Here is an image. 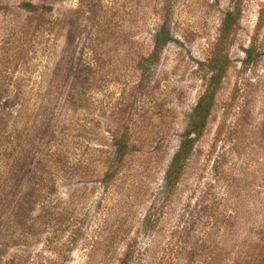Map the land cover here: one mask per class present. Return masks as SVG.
I'll use <instances>...</instances> for the list:
<instances>
[{
	"label": "rangeland",
	"instance_id": "1",
	"mask_svg": "<svg viewBox=\"0 0 264 264\" xmlns=\"http://www.w3.org/2000/svg\"><path fill=\"white\" fill-rule=\"evenodd\" d=\"M27 3L50 6L49 21L35 26ZM78 7L0 0V90L16 94L0 140L11 131L19 161L27 153L23 184L45 185L30 215L1 198L13 225L0 264H116L129 243L135 264H242L264 238V0H101L92 26L74 18ZM163 22L170 39L141 86L137 62ZM216 48L225 69L211 83ZM205 87L215 90L206 126L147 234L143 216ZM126 127L128 151L105 183Z\"/></svg>",
	"mask_w": 264,
	"mask_h": 264
},
{
	"label": "trees",
	"instance_id": "2",
	"mask_svg": "<svg viewBox=\"0 0 264 264\" xmlns=\"http://www.w3.org/2000/svg\"><path fill=\"white\" fill-rule=\"evenodd\" d=\"M27 4L30 5L31 12L36 16L35 26L49 21L44 19V16L51 13L50 6H47V4L45 3V9L40 10L37 4ZM103 11L104 8L101 7V0H79V7L76 11H74V18L82 19L86 24L92 26L94 22L98 20V15ZM57 21L58 23H61L62 19L57 18ZM227 22L228 24H231L230 21L227 20ZM49 23L51 24V21ZM74 23H76L75 26H77V21H75ZM226 25L227 24L225 23V29ZM75 26L74 28H72L74 29V31L77 30ZM78 32L79 31L77 30V33ZM69 34L71 33L69 32ZM224 35H226V33L220 35L217 42L220 43L225 40ZM169 39L170 34L168 28L163 22V24L153 34L152 51L148 55L140 57L137 62V68L139 69L141 75L139 83L141 86H143V84L145 85L149 81L153 66L158 59V50ZM210 58L211 59L209 62L208 70L211 71V75L209 79L211 83H218L220 82V79L222 77L220 73L225 69V67L222 65L220 50L216 48L215 53ZM214 95L215 90L212 87H205L204 91L199 95L196 103L194 104L188 115L187 123L179 135L178 145L164 170L162 179L163 184L161 188L162 191L160 192L161 194L157 195V198L151 202L149 208L143 216L142 228L147 234L153 235L157 230L160 217L159 215H156V209L158 206L164 205V202L169 198L170 195H172L173 191L179 184L188 161L193 154L195 142L199 135L202 134L206 126L208 115L210 114L213 105ZM15 98L16 94L11 93L10 90H0V123H3L8 119L7 114H10L8 111L10 110ZM40 130L41 134H45L44 130ZM4 138H6V143H3V141L0 140V171L5 172L6 175L0 182V206L3 205V201H1V198H3L4 200L7 195H10L11 199L13 200L10 205V207H12L13 205L12 210L18 209V205L22 210L21 213H16V215H30L31 213H33L32 211L34 210V208H36L37 203H39L40 198H45V190L43 189L45 188V185L41 187H35L34 185H30V180H28L26 184H23L24 180L22 178L24 174H22V163L24 165L27 164V153L24 156L23 154H21V157L24 161H19L20 156L18 157L19 154H17L16 152V145L18 144L15 136H13L11 134V131H9L7 136ZM130 140V130H128L127 127L120 134L114 136V151L110 156V160L108 163L109 168L108 170H106L107 172L105 171V174L103 176V180L105 183H109L112 179V176L114 175L113 173L115 172L112 171L113 165L122 161L123 157L128 151ZM30 156L32 158H35V161L39 166H45L46 162L44 157H39V155L37 154L35 155L34 151L30 154ZM61 156L62 153L57 152L52 156L54 160L52 159L51 162H48V166L50 167L52 173L58 174L62 169L63 156ZM26 177L27 176L24 175V179H26ZM24 186H26V190L22 189L24 188ZM3 194L5 195L2 196ZM3 207L5 206L3 205ZM1 214L3 215L4 213L0 210V243L3 241L2 238L7 235L8 232H11L10 228L13 225L5 223L3 217L4 215L1 216ZM3 253L4 250L0 249V256ZM137 255L138 253L135 249V245L129 243L121 258L117 260L116 264H133L138 260ZM242 264H264V238H262V240H260L256 245V251L254 255L250 256V258H248L247 260L244 259L242 261Z\"/></svg>",
	"mask_w": 264,
	"mask_h": 264
}]
</instances>
